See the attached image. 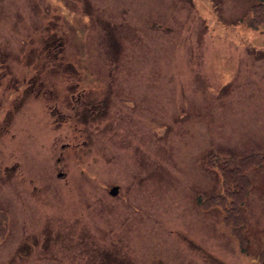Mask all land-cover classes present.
Masks as SVG:
<instances>
[{"label":"rangeland","instance_id":"obj_1","mask_svg":"<svg viewBox=\"0 0 264 264\" xmlns=\"http://www.w3.org/2000/svg\"><path fill=\"white\" fill-rule=\"evenodd\" d=\"M256 2L5 0L18 25L0 22V44L14 36L17 47L27 32L30 49L66 38L65 61L89 86L98 76L92 90L110 105L74 132L71 110L33 98L15 109L9 99L33 73L22 65L9 80L0 64V208L11 226L0 264H95L100 254L112 264H258L264 163L238 172L248 181L240 177V217L227 223L209 158L264 154V29L249 14ZM55 15L60 26L50 34L32 30ZM70 135L90 142L83 153L62 149ZM93 245L102 248L96 258Z\"/></svg>","mask_w":264,"mask_h":264},{"label":"flooded vegetation","instance_id":"obj_2","mask_svg":"<svg viewBox=\"0 0 264 264\" xmlns=\"http://www.w3.org/2000/svg\"><path fill=\"white\" fill-rule=\"evenodd\" d=\"M35 5L41 11L44 10V7L41 8L37 2L35 3ZM45 8H46V5H45ZM4 11L7 12V9L5 7H4ZM54 18L55 19H50V18L43 19L40 22V26L38 25L39 22L35 23V26H38L39 28H33L32 30L40 31L41 34L42 33H45L47 35L50 34L57 27V25L60 26L59 15L58 16L55 15ZM3 19L7 21L6 24L8 26L10 24L11 18L10 17H0V22H2ZM12 20L17 26L18 22L15 19H12ZM14 29H17V28L15 27ZM26 34H28V32ZM65 42H66V38H63V37L54 38L53 43H51L48 40L40 42L39 46H45L46 48H48L47 49L48 56L50 55L52 56L54 53V55L57 54L56 57L58 58L55 61L56 62L55 65L52 63H46V65L44 64L42 65L43 66L42 69H44L45 73H47L46 76H39V72L35 70L36 66L32 62H29V60L20 59L19 55L16 56V53H18V50H16L13 47L4 46L2 44L0 45V64H2L3 67L5 66V69L6 68L8 69L7 73H8V76H10L9 80L15 77L13 68H15L16 73H18L19 71L18 67L22 65L26 73H31V74L33 73L31 76H29L26 79L28 80V83H29L28 86L26 85L24 88L19 87V91L16 90V95L14 96L15 98L13 97L12 99H10V103L13 102V107L16 103L15 109L20 108L25 101L29 100L30 98H33L35 99V101L41 103L42 107H44L46 110L50 108L53 104L55 105V107L59 106V108L71 110V114L73 112L72 116H74V119L75 121L77 120V122L74 123L75 125H71L70 129H72V131L74 132H77V124L84 125L85 121L86 122L92 121L93 120L92 118H94V120H97L100 114L102 117H104L105 115L104 112L109 111L108 107L110 103H109L108 97H102L101 99H97L96 97L97 94H95L92 90L94 89L96 92H99L97 90H99V84H101L102 82L100 81V79L97 78L98 76H96L95 78L94 76L91 75L92 79H96V82L94 83V86H89L88 83L86 82V77H84L83 75H78V69L72 66L73 65L72 62H68L66 64L65 61L59 57L60 52H61L59 50L61 49V46H63V43ZM39 46L37 49L26 48L25 50H23L24 57L28 56L31 52L36 53V51L39 49ZM54 50L55 51L58 50V52L56 53L54 52ZM60 62L62 64H60ZM56 67L62 68V69L59 72H56L54 71ZM37 68L41 69V66L38 65ZM112 81L113 79L110 76V73L108 70V73L105 76L104 82L106 84H111L113 83ZM60 84L61 86H59ZM103 87L106 88L105 92H108V93L112 92V90L109 87H105V86ZM12 89L13 88H11V90ZM61 91H63V93L65 94L64 96H61L60 94ZM54 92L56 95H54ZM70 97H72V99ZM98 107L100 108V111L99 113H95ZM0 108L1 110L3 109L2 107ZM10 111L14 112V110H10ZM88 114H92V118H88L87 117ZM4 117H6V113ZM56 128L57 130L60 129L58 126H56ZM70 137L72 138L71 139L72 141L66 142L64 146L62 147L63 150L68 149V148H75L77 152L83 153L80 145H82L83 147L89 146L90 142H88L86 139L79 141L78 137L76 136L70 135ZM96 149H97V145L95 146V150ZM67 154L69 156V153ZM61 157L67 159L64 155V152H62ZM77 158L78 157L74 158L73 160L75 161ZM58 175L61 176V174H58ZM119 191H120V186L116 192L112 190V187H111L110 189H108V194L110 196H116L119 194ZM18 200L21 201L20 198ZM97 249L101 250L102 248H100L99 246L93 245V255H95V258L98 255ZM112 263H115L113 256L111 257L110 260H108L107 258H104L103 255L101 256L100 254L95 264H112Z\"/></svg>","mask_w":264,"mask_h":264},{"label":"trees","instance_id":"obj_3","mask_svg":"<svg viewBox=\"0 0 264 264\" xmlns=\"http://www.w3.org/2000/svg\"><path fill=\"white\" fill-rule=\"evenodd\" d=\"M251 9H252L251 11L252 17L260 18V20L263 22V25L260 26L263 30L264 14L262 15L260 13V9L264 11L263 0H260L258 4L253 5ZM260 27L255 25V28H260ZM47 49L48 48H46L45 46H39V49L36 51V53L31 52L28 56L23 57V59H27L29 60V62H32L36 66V68L38 65L41 66V69H38V71L40 70L39 76H46L47 74L45 73L44 69H42L43 64L46 65V63H52L55 65L56 64L55 61L58 59V58L51 59L52 56H48ZM61 69L62 68L56 67L54 71L59 72ZM253 157L256 158L253 159ZM209 158L210 160L212 158V163L218 168V172H220L221 174V184L223 185V194L221 193L220 197L218 198V205H220L221 208L223 209L224 219L228 223V221L230 222L233 217L235 219L240 217V215L238 214L239 211L237 209L238 206L236 202V197L242 190L241 188H244L243 185H240V179H241L240 177L243 178L246 177L244 175L241 176V174H239L238 172L242 167L244 168L248 166L251 167L257 165L260 162H264V155L256 154V155L234 158V157H219L215 154L214 155L211 154ZM245 181H248L247 178L245 179ZM238 205H240V203ZM237 223L238 224L235 225V223L233 222L232 231L238 232L240 230V227L244 223V219L238 220ZM258 264H264V247L258 254Z\"/></svg>","mask_w":264,"mask_h":264},{"label":"water","instance_id":"obj_4","mask_svg":"<svg viewBox=\"0 0 264 264\" xmlns=\"http://www.w3.org/2000/svg\"><path fill=\"white\" fill-rule=\"evenodd\" d=\"M112 190H114L116 192L117 191V187H114Z\"/></svg>","mask_w":264,"mask_h":264}]
</instances>
